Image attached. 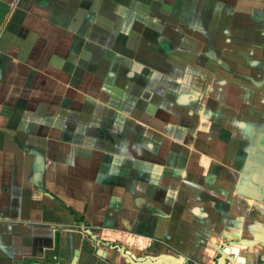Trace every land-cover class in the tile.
<instances>
[{
  "label": "crops",
  "instance_id": "obj_1",
  "mask_svg": "<svg viewBox=\"0 0 264 264\" xmlns=\"http://www.w3.org/2000/svg\"><path fill=\"white\" fill-rule=\"evenodd\" d=\"M75 251L264 264V0H0V264Z\"/></svg>",
  "mask_w": 264,
  "mask_h": 264
},
{
  "label": "rangeland",
  "instance_id": "obj_2",
  "mask_svg": "<svg viewBox=\"0 0 264 264\" xmlns=\"http://www.w3.org/2000/svg\"><path fill=\"white\" fill-rule=\"evenodd\" d=\"M138 9V11L140 10V12H142L143 14H144V9H146V8H144L143 6L142 7H138L137 8ZM189 13V11H186L185 12V14H188ZM158 17V25H156V26H160L161 24L163 25V24H165V23H161V21H164V19L163 18H161V17H159V16H157ZM166 17H168V16H166ZM108 18H110V19H112L111 17H108ZM155 18V17H154ZM107 21V20H106ZM107 24V23H106ZM108 25V24H107ZM107 25H105L104 26V30L101 28V27H99V29H100V31H105V34H107L108 33V35H111L110 36V41H111V43H110V45H112L113 44V41H114V34L113 33H111V30H112V28H110L109 27V25L107 26ZM111 26V25H110ZM154 27H155V24H154ZM108 30H110V32H108ZM169 33V35L171 34V31H169L168 32ZM127 38V37H126ZM144 38V37H143ZM172 42V40L171 39H169V38H167V37H164L163 39H162V37H158L157 39H156V41H155V44H159L158 46L160 47V48H163V47H165L166 45H167V48H168V44L165 42ZM212 40V39H211ZM128 42V45H133V40L132 41H127ZM140 43V45L142 46V45H147V44H143L142 42H139ZM173 43V42H172ZM204 43V42H203ZM136 45L135 46H138V43H135ZM205 44V43H204ZM223 45V44H222ZM152 46V45H151ZM205 49V50H204ZM216 51H218L219 50V48L218 49H215ZM179 57H180V55H179ZM217 58H222L223 60H224V55H222V54H220V53H217V55L214 53L213 54V52L212 51H210V50H207L206 48H203V53L199 56V55H193V57H190L189 58V63H193V62H196V66L197 67H199V68H201L202 70H204V71H206V74H202L203 76H201L202 78H204V80H209V79H211L213 76L211 75V73L212 72H208L209 71V67H208V63L209 64H217V63H214V61H216L217 60ZM169 61H170V59H169ZM174 65H176V64H174ZM215 67H218V65H214V66H212V68L213 69H215ZM193 71V75H190V71ZM184 73H186V74H188V75H190V78H188L189 80H184V81H187L188 82V84H189V86H190V82L189 81H191V80H193V78H197L198 76H197V73H195L194 74V70H193V68L190 66V65H187V68H185L184 70ZM203 73V72H202ZM127 76H131L130 75V73H128V75ZM222 77L221 78H224L223 77V75H221ZM168 77H170L171 79L172 78H175L176 76H174V77H172L171 75L170 76H168ZM200 95H201V93H200ZM186 98V96H183V100ZM155 252H157V251H155Z\"/></svg>",
  "mask_w": 264,
  "mask_h": 264
},
{
  "label": "water",
  "instance_id": "obj_3",
  "mask_svg": "<svg viewBox=\"0 0 264 264\" xmlns=\"http://www.w3.org/2000/svg\"><path fill=\"white\" fill-rule=\"evenodd\" d=\"M97 252H98V255H102V257H105V254H104V253H101L100 250H98ZM77 256H78V251H75V252H74V258H73L71 264H75V263H76V261H77ZM222 261H223V257L221 256V258L219 259V261H218L217 263H218V264H222ZM32 264H39V263L34 262V263H32Z\"/></svg>",
  "mask_w": 264,
  "mask_h": 264
},
{
  "label": "built area",
  "instance_id": "obj_4",
  "mask_svg": "<svg viewBox=\"0 0 264 264\" xmlns=\"http://www.w3.org/2000/svg\"><path fill=\"white\" fill-rule=\"evenodd\" d=\"M183 264H198V263L196 261H193L189 256H185Z\"/></svg>",
  "mask_w": 264,
  "mask_h": 264
},
{
  "label": "flooded vegetation",
  "instance_id": "obj_5",
  "mask_svg": "<svg viewBox=\"0 0 264 264\" xmlns=\"http://www.w3.org/2000/svg\"><path fill=\"white\" fill-rule=\"evenodd\" d=\"M98 250H96V255L99 257V258H102V259H106V255L105 257H102V255H98ZM101 251V250H100ZM102 253V252H101ZM104 253V252H103ZM105 254V253H104ZM193 261H195V259L193 257H190ZM183 261H184V258H182V261L180 264H183Z\"/></svg>",
  "mask_w": 264,
  "mask_h": 264
},
{
  "label": "trees",
  "instance_id": "obj_6",
  "mask_svg": "<svg viewBox=\"0 0 264 264\" xmlns=\"http://www.w3.org/2000/svg\"><path fill=\"white\" fill-rule=\"evenodd\" d=\"M72 214H73V212H72Z\"/></svg>",
  "mask_w": 264,
  "mask_h": 264
}]
</instances>
